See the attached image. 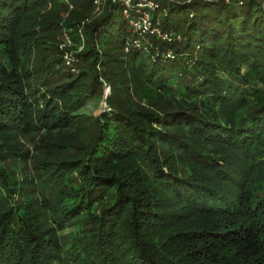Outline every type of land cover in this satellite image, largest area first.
<instances>
[{
  "label": "trees",
  "instance_id": "obj_1",
  "mask_svg": "<svg viewBox=\"0 0 264 264\" xmlns=\"http://www.w3.org/2000/svg\"><path fill=\"white\" fill-rule=\"evenodd\" d=\"M97 1L0 0V264H264V0Z\"/></svg>",
  "mask_w": 264,
  "mask_h": 264
},
{
  "label": "rangeland",
  "instance_id": "obj_2",
  "mask_svg": "<svg viewBox=\"0 0 264 264\" xmlns=\"http://www.w3.org/2000/svg\"><path fill=\"white\" fill-rule=\"evenodd\" d=\"M160 4H162V7H165V4L162 0L159 1ZM98 7H96V11L92 14V16L90 18H86L85 20H83L82 25H81V30L83 26H86L88 24H91L92 21L98 17V15H100L101 10L97 9ZM74 10L73 6L69 7V12ZM68 12V13H69ZM118 14H120V11H118ZM68 14H63V18H67ZM144 22L141 24V22H138L135 25V29L136 31L140 30V29H145V25L148 24L149 25V20L148 18H144ZM146 23V24H145ZM147 30V29H146ZM70 38L67 36L66 32L63 30L61 31L60 35L57 38V45L58 48L57 52L59 53V55H62L65 58H71L74 56L75 54V50H74V45L73 42H71L69 40ZM105 96L103 100H92L85 102L82 107L79 108L78 112L79 114H85V115H92V116H98L101 115L102 113H104V110L106 109V102L105 100L111 95V87L110 86H105ZM22 143H24L26 145V148L30 150L31 153V158H30V166L32 167V160L33 157H37L38 156V152L34 149L33 145L29 144L27 141H22Z\"/></svg>",
  "mask_w": 264,
  "mask_h": 264
},
{
  "label": "built area",
  "instance_id": "obj_3",
  "mask_svg": "<svg viewBox=\"0 0 264 264\" xmlns=\"http://www.w3.org/2000/svg\"><path fill=\"white\" fill-rule=\"evenodd\" d=\"M100 1H101V0H98L96 3L99 5ZM123 1H124V0H123ZM129 3H130V0H126V1H125V4H129ZM145 18H147V17H145ZM137 23H138V22H137ZM137 23H135L134 26H135ZM145 24H146V23H145ZM147 27H148V24L145 25V29H147Z\"/></svg>",
  "mask_w": 264,
  "mask_h": 264
}]
</instances>
